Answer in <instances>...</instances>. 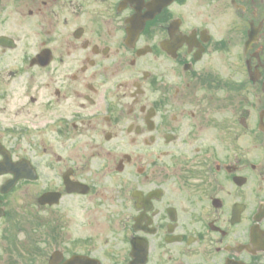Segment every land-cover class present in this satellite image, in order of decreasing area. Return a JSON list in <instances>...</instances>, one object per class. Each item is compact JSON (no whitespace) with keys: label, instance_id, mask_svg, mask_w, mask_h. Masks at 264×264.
Instances as JSON below:
<instances>
[{"label":"flooded vegetation","instance_id":"1","mask_svg":"<svg viewBox=\"0 0 264 264\" xmlns=\"http://www.w3.org/2000/svg\"><path fill=\"white\" fill-rule=\"evenodd\" d=\"M264 264V0H0V264Z\"/></svg>","mask_w":264,"mask_h":264},{"label":"water","instance_id":"2","mask_svg":"<svg viewBox=\"0 0 264 264\" xmlns=\"http://www.w3.org/2000/svg\"><path fill=\"white\" fill-rule=\"evenodd\" d=\"M67 264H70L69 262Z\"/></svg>","mask_w":264,"mask_h":264}]
</instances>
